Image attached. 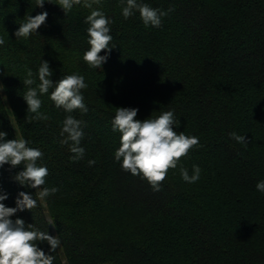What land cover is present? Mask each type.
I'll return each mask as SVG.
<instances>
[{
  "label": "trees",
  "instance_id": "1",
  "mask_svg": "<svg viewBox=\"0 0 264 264\" xmlns=\"http://www.w3.org/2000/svg\"><path fill=\"white\" fill-rule=\"evenodd\" d=\"M55 2V0H54ZM167 12L159 28L145 26L138 11L125 19L126 0H101L94 8L112 21L111 52L94 69L84 62L90 9L75 5L65 15L55 3L0 0V131L5 140L24 138L38 148L46 166L44 187L58 191L40 200L14 177L23 165L0 167L3 203L16 207L20 192L37 199L18 211L35 229L57 236L53 264H264V0H137ZM47 11L37 33L16 38L28 15ZM47 61L53 83L69 74L85 77L88 111L65 112L48 94L33 119L23 95L29 69ZM115 107L138 108L137 119L172 111L188 136L199 138L187 157L155 191L115 160L120 133L113 131ZM67 115L82 121L85 149L73 161L71 142L62 144ZM235 132L248 143H238ZM67 134H65L66 136ZM94 160L95 164L89 165ZM201 169L195 183L185 182Z\"/></svg>",
  "mask_w": 264,
  "mask_h": 264
},
{
  "label": "clouds",
  "instance_id": "2",
  "mask_svg": "<svg viewBox=\"0 0 264 264\" xmlns=\"http://www.w3.org/2000/svg\"><path fill=\"white\" fill-rule=\"evenodd\" d=\"M58 4L67 15L75 5H81L90 9L85 23L87 28L89 45L83 54V60L89 67L98 69L107 61V55H101L102 51L111 52L112 36L109 25L112 21L105 13L94 8L100 5L101 0H36V7L43 8L45 3ZM134 11H138L145 26L161 27V17L167 12L151 8L148 4L138 3L137 0H126V6L122 8L125 19L131 17ZM47 11L35 16L28 15L26 21L20 24L15 32L16 38H27L46 23ZM5 40L0 38V45ZM52 71L47 61H42L38 69L39 84L35 83L33 72L29 69L23 85L28 90L23 95L28 106V113L35 114V120H47L48 116L40 112L42 95L50 93V100L56 108H62L67 113L79 110L82 113L88 111L84 103L81 90L86 89L85 77L80 74H69L63 76L59 81L53 83ZM116 111L112 119L113 131L120 133V146L115 151V160L121 162V168L134 176H141L155 191H160V186L167 178L169 170H174L180 164L182 158L187 157L189 152L199 145V138L188 136L183 131H176L179 122L172 111H163L155 118L137 119L138 108L115 107ZM82 121L67 115L63 121L61 136L62 144L71 142L70 151L74 154L73 161L83 158L85 149L80 147L83 138L81 128ZM65 134H67L65 136ZM7 133L0 131V167L9 164L12 168L23 165V170L18 172L14 179L19 184L31 189H39L36 197L43 200L45 197L55 194L58 188L44 187L49 174L46 166H38L37 161L43 157L38 148L29 147V141L24 138L5 140ZM230 136L238 143L246 144L245 136L235 132ZM89 165L95 164L90 160ZM182 179L187 183H195L199 180L201 169L193 165V174L182 165L179 168ZM257 191L264 193V180L256 185ZM8 197L0 194V264H53L55 257L50 253L55 252L60 245L57 236L49 235L34 228L32 224H26L21 218L12 219L18 211L31 210L37 206V199L26 192H20L16 200V207H8L3 201ZM47 242L50 253H46L39 247V243Z\"/></svg>",
  "mask_w": 264,
  "mask_h": 264
}]
</instances>
